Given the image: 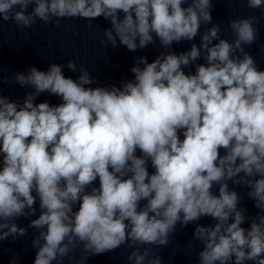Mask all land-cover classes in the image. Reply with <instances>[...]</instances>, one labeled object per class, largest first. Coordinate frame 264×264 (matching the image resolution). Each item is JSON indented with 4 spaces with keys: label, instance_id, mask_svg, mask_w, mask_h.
<instances>
[{
    "label": "clouds",
    "instance_id": "9594fccd",
    "mask_svg": "<svg viewBox=\"0 0 264 264\" xmlns=\"http://www.w3.org/2000/svg\"><path fill=\"white\" fill-rule=\"evenodd\" d=\"M247 5L264 11V0ZM213 6L212 0H0V23L29 28L103 17L111 27L101 43L119 41L134 52L156 39L164 48L193 40L211 23ZM228 24L233 41L213 24L189 51L161 52L152 62L137 58L134 80L119 87H86L96 80L84 67L76 80L56 63L17 72L15 82L34 91L22 104L0 95V241L26 234L14 221L34 215L38 197L40 215L29 224L39 230L34 264L75 259L69 254L78 244L87 254L82 260L127 245L132 264H162L148 246H167L177 224L202 217L216 223L194 230L203 245L199 264H264V70L245 50L259 29L251 16ZM202 55L206 63L186 74ZM67 67L77 71L72 60ZM45 92L62 103H34ZM97 179L99 187L88 191ZM229 181L249 189L260 210L255 217L239 206Z\"/></svg>",
    "mask_w": 264,
    "mask_h": 264
}]
</instances>
